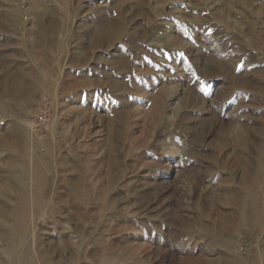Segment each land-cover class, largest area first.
<instances>
[{"label":"rangeland","instance_id":"rangeland-1","mask_svg":"<svg viewBox=\"0 0 264 264\" xmlns=\"http://www.w3.org/2000/svg\"><path fill=\"white\" fill-rule=\"evenodd\" d=\"M0 228V264H264V0H0Z\"/></svg>","mask_w":264,"mask_h":264},{"label":"built area","instance_id":"built-area-1","mask_svg":"<svg viewBox=\"0 0 264 264\" xmlns=\"http://www.w3.org/2000/svg\"><path fill=\"white\" fill-rule=\"evenodd\" d=\"M56 115L54 102L49 97H41L35 107L34 113L27 119V127L38 136H45L51 129V124ZM249 249V243L242 241L235 247L237 254H246Z\"/></svg>","mask_w":264,"mask_h":264},{"label":"bare ground","instance_id":"bare-ground-1","mask_svg":"<svg viewBox=\"0 0 264 264\" xmlns=\"http://www.w3.org/2000/svg\"><path fill=\"white\" fill-rule=\"evenodd\" d=\"M42 160V159H41ZM35 170V169H34ZM33 170V171H34ZM38 173V172H37ZM27 174V173H26ZM37 177V176H36ZM39 177V176H38ZM37 177V178H38ZM42 182V181H41ZM22 190V189H21ZM32 200V199H31ZM33 205V204H32ZM33 214V213H32ZM30 215H31V213H30ZM29 215V216H30ZM46 216V215H45ZM27 217V216H26ZM43 217H44V215H43ZM30 218V217H29ZM30 220V219H29ZM33 220V219H32ZM33 226V225H32ZM31 226V227H32ZM23 228V227H22ZM12 229V228H11ZM15 230V229H14ZM34 231V230H33ZM17 233H19V232H17ZM31 234V233H30ZM14 234L13 233H11V231L10 230H2L1 228H0V240H4V239H8L9 237H11V236H13ZM24 236V235H23ZM20 242V239H19V236H18V234H16L15 235V241H14V245H16V244H18ZM34 243V242H33ZM35 244V243H34ZM19 247V246H18ZM23 250V249H22ZM6 253H7V251H6ZM18 253V252H17ZM16 253V254H17ZM21 257H22V255H21ZM13 259H14V257H13ZM21 259V258H20ZM10 263V262H9Z\"/></svg>","mask_w":264,"mask_h":264}]
</instances>
